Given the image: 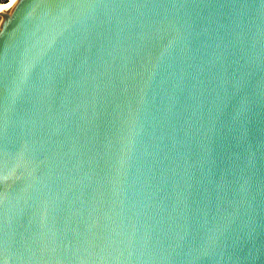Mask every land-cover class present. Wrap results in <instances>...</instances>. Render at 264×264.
Wrapping results in <instances>:
<instances>
[{
  "label": "water",
  "instance_id": "95a60500",
  "mask_svg": "<svg viewBox=\"0 0 264 264\" xmlns=\"http://www.w3.org/2000/svg\"><path fill=\"white\" fill-rule=\"evenodd\" d=\"M0 264H264V0L0 10Z\"/></svg>",
  "mask_w": 264,
  "mask_h": 264
},
{
  "label": "bare ground",
  "instance_id": "6f19581e",
  "mask_svg": "<svg viewBox=\"0 0 264 264\" xmlns=\"http://www.w3.org/2000/svg\"><path fill=\"white\" fill-rule=\"evenodd\" d=\"M14 0H5L4 2H2L0 4V10H3L5 8H7L8 6H10L12 4Z\"/></svg>",
  "mask_w": 264,
  "mask_h": 264
}]
</instances>
